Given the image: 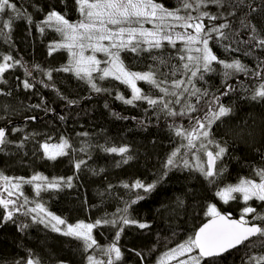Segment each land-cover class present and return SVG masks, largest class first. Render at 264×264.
I'll return each instance as SVG.
<instances>
[{
    "label": "trees",
    "instance_id": "obj_1",
    "mask_svg": "<svg viewBox=\"0 0 264 264\" xmlns=\"http://www.w3.org/2000/svg\"><path fill=\"white\" fill-rule=\"evenodd\" d=\"M11 2L25 15L14 18L10 29H3L0 34V57L11 55L21 61V65L6 71L0 80V128L5 129L9 141L0 145L3 149L0 151V173L20 181L19 205L25 198L28 203L20 212H14L12 221L3 219L4 209L0 208V264H25L28 259L39 261V264H88L90 255L106 262L107 256L101 249L114 241L119 226L101 224L94 228L92 235L100 248L94 246L85 251L82 241L53 231L46 222L34 220V213L30 217L24 215L37 203L68 224L94 223L101 218L118 217L120 213L117 210L123 209L126 202L134 199L137 193L144 195L145 199L131 205L128 214L148 227L139 228L135 224L124 227L118 241L122 259L117 264H158L164 253L193 237L195 230L209 218L205 213L211 204H215L222 213L231 214L232 218L240 217L246 206L240 197L225 204L215 193L227 185L238 183L241 178L260 181L256 171L264 168V101H254L251 96L264 83V68L257 69L260 61L264 60V49L232 44V48H240L241 51H225L215 39L209 40V46L219 59L226 62L239 59L250 69L247 75L236 73L225 77L226 70L214 62L212 67L215 70L206 73L203 81L194 79L197 87L206 88L212 94L228 91L227 96L221 95L220 102L232 109L228 116L211 127L210 139L226 147L227 152L222 161L226 170L215 183H210L190 162L188 168L178 163L184 154L182 152L187 149L181 145H187V142L176 135V128L192 127L190 117L203 116L206 110L204 102L210 96L197 104L196 97L183 93V86L175 89L177 93H183L180 103H175L174 96L163 97L164 101H172L170 108L173 111H185L186 103L196 104L201 110L169 116L166 110L161 111L160 105L150 106L146 100L126 104L117 99L118 95L131 99L132 90L113 77L99 79L101 74L93 73L94 82L106 89L96 92L74 72L55 71L68 66L71 58L65 48L51 51L61 37L55 28L44 24L47 14L53 10L64 15L69 22L78 21L81 14L76 0ZM155 2L174 10L180 0ZM251 3L257 12L249 18L264 36V5L262 0H251ZM203 11L217 13L219 10L209 4L203 7ZM242 14L238 12L228 19L233 29L239 30L241 38L246 40L247 35L240 29L238 19ZM10 16L14 13L9 9L0 14V20L6 21ZM221 22L208 20L206 24L210 27ZM244 50H249L251 55H245ZM185 54L182 45L171 47L164 43L159 49L148 50L141 44L137 52L119 50L120 60L129 71L158 70V80L165 79L160 73H167L169 83L162 86L169 87L170 91L173 90L172 80H187V76L180 73L171 75L172 67H179L182 63L179 56ZM161 60L166 63H160ZM28 70L31 75L27 74ZM48 71H51V79L46 75ZM255 71H260L261 75H253ZM25 80L33 87L25 89ZM136 85L142 94L151 98L163 96L145 81H137ZM228 85L231 90H228ZM187 87L191 89V85ZM62 139L70 145L65 149L67 154L55 160L48 159L42 145L59 144ZM196 143L199 147L200 141ZM110 147H127L128 152L122 156L104 151ZM176 149H179V154L175 164L166 169L164 165ZM208 149L216 150L214 144H209ZM129 156L131 159L124 163L123 160ZM81 160L85 163L77 169L75 165ZM217 166H220L219 162ZM165 172L167 175L160 180ZM34 175L47 180L27 183ZM69 177L70 187L67 184ZM136 180L145 184L160 182L147 194L142 189L123 187L125 183L131 185ZM52 181H60V187L44 188L39 195L36 194L35 184ZM247 204L264 214V202L253 200ZM253 215L249 214L246 219L264 227V221L252 220ZM21 225L26 227L21 228ZM261 255H264V238L256 237L214 261L201 260V264H254L249 257Z\"/></svg>",
    "mask_w": 264,
    "mask_h": 264
},
{
    "label": "snow or ice",
    "instance_id": "obj_2",
    "mask_svg": "<svg viewBox=\"0 0 264 264\" xmlns=\"http://www.w3.org/2000/svg\"><path fill=\"white\" fill-rule=\"evenodd\" d=\"M79 6V11L84 16V19L71 23L65 18L64 15L53 10L47 14V18L44 24L53 27L59 32L63 38V43L52 46L51 51H55L57 48H65L69 51L72 60L68 66L55 71L74 72L80 79H85L91 88L96 92L106 91V89L100 88L93 80L94 72H101L102 75L99 79L107 77H113L115 80L128 85L132 90V98L125 99L123 96L118 95L117 99L123 100L126 104H133L134 101L146 100L150 106H161V111L166 110V114L169 116L185 115L191 112H197L201 109L197 108L196 104L186 103L185 111L177 113L170 108L172 101H164V96L176 97L175 103H180V97L183 93H188L189 96H194L197 99V104L204 97H211L205 100L206 110L203 116L190 117L192 121L191 129L182 127L176 128V135L183 137L187 140V145H181V147H187L189 150L195 149L196 152H203L206 157V161H201L199 155L194 154L196 160L195 170L201 173L205 178L209 179L210 183H215L217 177L223 174L226 170V166L222 163L223 158L227 152L226 147L221 146L214 139H210L211 127L221 118L228 116L232 109L225 106L220 102L221 95L227 96L228 91L221 93L220 95L212 94L208 89H201L196 86L195 80L203 81L205 74L214 71L212 67L213 63H217L223 66L226 70L224 72L225 77H229L236 73L249 74L250 69L247 65L243 64L239 59H233L231 62H226L218 58L209 46V40L215 39L217 45L224 48L225 51H241L240 48H232V44H245L249 49H264V36H261V30H258L257 26L252 23L249 18L252 13L257 12V8L253 6L251 0H180L177 8L169 10L163 4L156 3L155 0H76ZM209 4H213L219 10L217 13H210L208 11H200L201 7H207ZM264 5V0H262ZM12 10L14 16H10L8 20H0V34L3 33V29H10L12 20L14 18L22 17L25 14L17 8V6L11 2V0H0V14L6 13L7 10ZM183 9L187 14L180 15V11ZM247 9L245 12L244 10ZM189 10H195L199 13L197 16H192ZM243 13L238 17L240 29L245 30L247 39L241 38V32L234 30L232 22L229 17H235L237 13ZM209 21H223L219 24H212L210 27L205 25L204 18ZM27 19L31 22V17ZM171 19L175 23L168 24L166 21ZM153 20L160 21V24L155 26V30H147L142 27V22H152ZM137 24L139 27H132L131 25ZM108 25L120 26L117 30L113 31ZM121 25H129L124 27ZM184 29H192V32L177 33L176 39L183 41L187 55H180L179 60L182 62L179 67L173 66L171 75L176 76L180 73L182 76H187V80L174 79L171 83L172 91L169 87L162 85L169 83L167 80V73H160L165 79H157V71L150 69L147 72H132L125 68L123 62L120 60L119 51L113 52L112 49H130L132 52L140 50L141 44H147L148 50L152 48L159 49L162 47V42L167 41L170 44L175 45L172 35L168 34L167 30H175L176 27ZM40 31L43 32L44 28L41 27ZM215 34V35H213ZM125 36L127 39L125 40ZM93 41H95L93 43ZM102 41H109L110 46H105ZM227 41V43H225ZM201 45V46H197ZM79 48L80 51L76 52L73 49ZM91 48L93 52H104L108 57L109 67L101 69L99 67L101 61L97 60L95 55L85 56L84 49ZM195 52L196 55H192ZM245 55H251L249 50H244ZM0 80L3 79V75L9 69L21 65V61L15 60L11 55H3L0 57ZM153 59H157L154 57ZM160 63H166L161 60ZM39 67V66H37ZM264 68V60H261L257 65V69ZM28 75H31V71H27ZM253 75L259 77L260 71H255ZM49 79H51V71L46 73ZM137 81H145L157 88L160 93L163 94L159 99L151 98L137 87ZM191 85V89L187 87ZM48 86V85H45ZM183 86V93H177L175 89H180ZM25 89L33 87L27 80L23 82ZM228 90H231V86H227ZM251 99L254 101H264V83L254 91ZM70 103H74L70 101ZM38 107V105H37ZM31 119H35L32 117ZM83 135H87L84 133ZM196 141H200L199 147H197ZM204 141H207L205 143ZM7 140L6 131L0 128V145H6ZM209 144L215 145V151L208 149ZM44 154L50 160H55L58 156L66 155L65 149L70 147L67 140L62 139L59 144L42 145ZM3 149L0 148V151ZM84 151V149H81ZM104 151L110 153L123 154L128 152L127 147H110L105 148ZM179 154V149L174 150L167 159L164 167L166 169L171 168L175 164V158ZM131 157H127L123 162L127 163V160ZM218 162L220 166L218 167ZM85 161L81 160L76 163L75 167L79 169L81 164ZM184 167H189L188 160L183 161ZM206 165V166H205ZM167 175V172L163 173L160 180ZM256 175L260 177L259 183L252 179L241 178L238 183L233 185H227L222 189L216 191L215 195L219 197L223 203L227 204L231 200L237 199V194L242 197L246 206L242 209L239 219H233L231 214L222 213L218 210L215 204H211L207 207L206 215L210 218L207 223L203 224L198 231L195 232L193 237H190L186 242L179 244L176 248L171 249L165 253L159 260L158 264H170L172 260L178 259L180 256H184L186 253H191L193 250H198V256L190 257L191 264H201V260L209 258L214 261L215 258L221 257L224 253L230 250L236 249L240 245H244L253 237L264 238V227L259 224L252 223L246 217L249 214H255L252 216V220L264 221V214L257 212V209L248 205L247 202L253 199L264 202V168H260L256 171ZM21 180L23 178H20ZM0 180H3L6 185L5 188L8 196L13 195V189L19 190L20 183H12L11 179L0 173ZM46 177L41 175H34L27 183L34 181H45ZM160 180L153 183L145 184L140 180L134 181L131 185L125 183L123 185L126 189H142L144 193H151L157 186ZM60 181H52L47 184L37 183L35 184L36 194L39 195L44 188L57 189L60 187ZM67 184L71 186V177L67 179ZM20 195H23L20 192ZM145 199L144 195L137 193L136 197L126 202L123 209H118L120 215L114 216L112 219L101 218L94 223L78 222L76 224H68L64 219L56 216L50 212H47L44 206L37 203L34 208L28 209L24 212V215L30 213H45L47 217H50V221L55 223L51 224L53 231L62 232L64 236L72 237L76 240L82 241L85 251L93 248L94 246L100 248L96 239L93 237V229L101 224L111 225L118 227L115 234L114 241L106 248L101 249L104 255L108 257L106 264H117L122 259V252L118 246V241L121 232L124 227L128 225H138L139 228L148 227L145 223H140L137 220L130 218L128 212L131 205L136 204L139 200ZM28 200L25 198L24 203L17 207V201L12 199L0 198V208L4 209L3 219L6 221H12L14 212H20L27 204ZM35 220L36 217H33ZM40 223H45L43 217L39 220ZM61 225H65L66 229L62 230ZM26 225H21V228ZM139 255V253H137ZM88 264H105L104 261L98 260L93 256L87 257ZM250 261L254 264H264V255L259 257H249ZM19 264V262H17ZM26 264H39V261L28 259ZM179 264H189L188 261L179 260Z\"/></svg>",
    "mask_w": 264,
    "mask_h": 264
},
{
    "label": "rangeland",
    "instance_id": "obj_3",
    "mask_svg": "<svg viewBox=\"0 0 264 264\" xmlns=\"http://www.w3.org/2000/svg\"><path fill=\"white\" fill-rule=\"evenodd\" d=\"M190 12H191V15L192 16H197V15H199V13L197 12V11H195V10H189ZM200 11H203V7H201V9H200ZM80 12V11H79ZM81 14V13H80ZM187 13L184 11V10H182L181 12H180V15H186ZM84 19V16H82V14H81V18L78 20V21H75V22H71V23H77V22H79V21H81V20H83ZM208 20H207V18L205 17L204 18V23H205V25H207L206 24V22H207ZM166 23H168V24H172V23H175L174 21H172L171 19H169L168 21H166ZM157 24H160V21H158V20H153L152 22H142V27L144 28V29H147V30H155V26L157 25ZM121 26H124V27H128L129 25H121ZM132 27H139L140 25H137V24H133V25H131ZM108 27L110 28V29H112L113 31H115V30H117L118 29V27H120V26H114V25H108ZM53 28H55V26H53ZM165 31H168V34H170V35H172V37H173V40L175 41V45H173V44H170V43H168L167 41H163L162 43H164V44H168L169 46H171V47H175V46H177V44H179V45H182V47H183V49H185V44H184V42L183 41H180V40H177L176 39V35H177V33H185V32H192L193 30L192 29H184V28H181V27H176L175 28V30L173 31V30H165ZM59 33V32H58ZM60 34V33H59ZM60 37H61V41L58 43V44H60V43H63L64 41H63V38H62V36H61V34H60ZM127 39V36H125V40ZM95 41H93V43H94ZM102 44H104L105 46H110V42L109 41H102L101 42ZM57 44V45H58ZM143 46H145L146 48H148V45L147 44H143ZM197 46H201V45H197ZM67 50V49H66ZM110 50L111 51H113V52H116V51H119L120 49H112V48H110ZM73 51H76V52H79L80 51V49L79 48H75V49H73ZM69 52V51H68ZM184 52H186V51H184ZM70 54V53H69ZM84 55L85 56H91V55H95V57L97 58V60H99V61H101V63H100V65H99V67L101 68V69H103V68H105V67H109V63H107L108 61H109V57L104 53V52H93V50L91 49V48H85L84 49ZM185 55H187V53L185 54ZM192 55H196V53L195 52H193L192 53ZM70 58H71V60H72V57H71V55H70ZM71 62V61H70ZM94 73H99V74H101L102 75V73L101 72H94ZM191 129V128H190ZM189 129V130H190ZM186 142H187V140H186ZM51 145V144H50ZM182 153H184L182 156H181V158L179 159V161H178V163L179 164H183V161L184 160H188V162H190V164L192 165V167L195 169V164H196V160L194 159V154H196V155H199L200 157H201V161H205L204 160V157H203V153H201V152H196V150L195 149H193V150H189L188 148L184 151V152H182ZM181 153V154H182ZM206 166V165H205ZM11 182L12 183H20V181H14V180H11ZM257 183H259V182H257ZM9 185H6L5 184V182L3 181V180H0V198H5V199H12V200H15V201H17V207L19 206V198H18V196H17V193H19V190H16V189H13L12 191H13V195L11 196V197H9L8 196V194H7V192L5 191V188L6 187H8ZM237 197H240L241 198V200L243 201V199H242V197L241 196H239L238 194H237ZM255 202H260V201H258V200H256V199H253ZM253 200H251V201H253ZM36 205H34V206H32V208H34ZM47 211V210H46ZM48 212V211H47ZM34 216L33 217H36V219H38V220H40V218L41 217H43L44 218V220H45V222L48 224V225H50L51 226V224L52 223H55L54 221H51L50 223H49V221H50V217H47L46 215H45V213H34L33 214ZM31 216V213L29 214V217ZM208 217V216H207ZM239 219V218H238ZM59 227H61V229L62 230H65L66 229V226L65 225H61V226H59ZM186 242V241H185ZM184 243V242H183ZM176 248V247H175ZM170 251V250H169ZM168 251V252H169ZM167 253V252H166ZM165 254V253H164ZM164 254L160 257V259L164 256ZM195 256H198V254H197V252H196V250H193L191 253H186L184 256H180L178 259H176V260H172L171 262H170V264H179V260H185V261H188L189 262V264H191V261H190V257H195ZM159 259V260H160ZM98 260H102V261H104V259H98ZM107 260H108V257L106 258V262H107ZM105 262V261H104ZM106 262H105V264H106ZM26 264V263H25Z\"/></svg>",
    "mask_w": 264,
    "mask_h": 264
},
{
    "label": "water",
    "instance_id": "obj_4",
    "mask_svg": "<svg viewBox=\"0 0 264 264\" xmlns=\"http://www.w3.org/2000/svg\"><path fill=\"white\" fill-rule=\"evenodd\" d=\"M4 129V128H3ZM206 158V157H205ZM210 218H208L206 221H204L196 230H195V232L196 231H198L199 230V228L200 227H202L203 226V224H205V223H207L208 222V220H209ZM233 219H236V218H233ZM195 232H194V234H195ZM194 236V235H193ZM254 238H256V237H253V238H251V239H254ZM239 247V246H238ZM237 247V248H238ZM234 250V249H233ZM233 250H230L229 252H231V251H233ZM196 252H197V254H198V250H196ZM229 252H226V253H229ZM226 253H224L223 255H225ZM222 255V256H223ZM217 258H219V257H217ZM207 259H209V258H204V259H202V260H207Z\"/></svg>",
    "mask_w": 264,
    "mask_h": 264
},
{
    "label": "flooded vegetation",
    "instance_id": "obj_5",
    "mask_svg": "<svg viewBox=\"0 0 264 264\" xmlns=\"http://www.w3.org/2000/svg\"><path fill=\"white\" fill-rule=\"evenodd\" d=\"M250 221V220H249ZM253 223V222H252ZM251 240V239H250Z\"/></svg>",
    "mask_w": 264,
    "mask_h": 264
}]
</instances>
